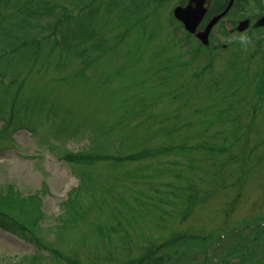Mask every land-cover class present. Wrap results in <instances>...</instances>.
Wrapping results in <instances>:
<instances>
[{"label": "rangeland", "instance_id": "obj_1", "mask_svg": "<svg viewBox=\"0 0 264 264\" xmlns=\"http://www.w3.org/2000/svg\"><path fill=\"white\" fill-rule=\"evenodd\" d=\"M178 1L0 0V264H264V32Z\"/></svg>", "mask_w": 264, "mask_h": 264}, {"label": "flooded vegetation", "instance_id": "obj_2", "mask_svg": "<svg viewBox=\"0 0 264 264\" xmlns=\"http://www.w3.org/2000/svg\"><path fill=\"white\" fill-rule=\"evenodd\" d=\"M178 2H179V4H183L185 2V0H179ZM207 2H208V4H211V5L222 3L221 0H210V1L208 0ZM224 4H232V6L227 11L225 16L217 23V25H214L212 27V29L210 30V40H211L210 49L215 48V46H213L214 40L217 41V43H219L217 38H220L221 34H223V35L233 34L235 41L238 40L236 42L237 45L241 41H243V40H241V41L239 40L242 37H244V39H247L249 37L250 39L249 38L248 39L254 45H255V42L260 43L261 40L255 39L254 36L256 35L255 33L259 31V29H261L264 32V7L261 10L262 13H259L260 11H255L253 9V7L251 6V4H264V0H227ZM247 4H249V5H247ZM234 7H235V10L233 13ZM213 14H215V12L212 9L209 10L205 14L203 19L199 23V26H198L199 30L204 29L206 24L210 21V16H212ZM261 15H263V21H262L263 25L259 26L257 28H254L253 26H254L255 22L259 19V17ZM245 19H247V27L243 31L235 30V27L239 25L238 24L239 21H243ZM233 26H234V28H231ZM215 29H218V31L215 32ZM189 35H191V34H189ZM192 40L194 42H196L194 38H192ZM196 43L198 45H201L198 42H196ZM261 44H263V43H261ZM222 47L224 48L225 45ZM263 64H264V54H263Z\"/></svg>", "mask_w": 264, "mask_h": 264}, {"label": "water", "instance_id": "obj_3", "mask_svg": "<svg viewBox=\"0 0 264 264\" xmlns=\"http://www.w3.org/2000/svg\"><path fill=\"white\" fill-rule=\"evenodd\" d=\"M203 13L204 8L202 4H186L183 7H177L175 10L176 18H178L183 23L185 29L190 32L194 31ZM214 21L215 19L211 20L208 26H206L203 32V38H206L208 30Z\"/></svg>", "mask_w": 264, "mask_h": 264}, {"label": "trees", "instance_id": "obj_4", "mask_svg": "<svg viewBox=\"0 0 264 264\" xmlns=\"http://www.w3.org/2000/svg\"><path fill=\"white\" fill-rule=\"evenodd\" d=\"M222 1V3L221 4H215V5H213L212 6V10L214 11V12H217V11H219V10H221V9H223V8H225V6H226V4H224L227 0H221ZM202 45V44H201ZM200 45V46H201ZM198 46V45H197ZM202 47H204V46H202ZM207 50H211V49H208L207 47H205ZM195 51V50H194ZM194 53H196V52H194ZM89 158H92V155L90 154L89 155ZM89 161H92V160H89ZM1 219V218H0ZM3 222H2V220H0V226H1V224H2ZM4 226V228L5 229H8V228H10V227H12V226H14V228L16 229V227H17V225H15V224H13V223H10V222H7V221H5V224H3ZM137 264H141V261L140 262H138Z\"/></svg>", "mask_w": 264, "mask_h": 264}]
</instances>
